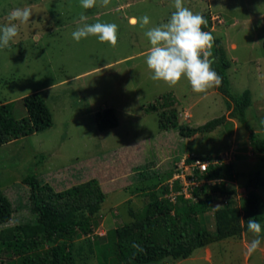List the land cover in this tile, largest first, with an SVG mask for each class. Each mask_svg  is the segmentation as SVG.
<instances>
[{"label": "rangeland", "instance_id": "1", "mask_svg": "<svg viewBox=\"0 0 264 264\" xmlns=\"http://www.w3.org/2000/svg\"><path fill=\"white\" fill-rule=\"evenodd\" d=\"M183 2L193 12H210L213 35L221 40L231 63L227 69L231 92L239 95L250 90L246 118L254 133L264 137V0ZM25 5L32 9L29 21L19 25L18 35L0 48V101L11 103L13 116L22 118L27 115L22 97L37 91L53 122L0 145V190L10 196L15 209L7 226L36 220L29 187L21 181L29 169L57 191L95 179L106 193L95 229L100 240L105 239L107 229L130 220V211H141L150 185L156 181L152 178L162 177L158 186L169 182L171 189L167 173L179 164L189 166L186 160L193 156L211 160L219 156L232 162L236 175L225 180L224 187L230 190L235 206H240L245 183L261 161V153L242 123L232 118L228 128L220 126L191 137L179 134L176 127H159L163 110L174 108L177 122L190 126L229 111L215 84L196 92L186 78L174 85L151 79L152 70L145 60L151 45L144 35L149 25L141 28L130 19L148 14L150 24L164 22L175 10L173 0H96L87 9L80 0H0V24L8 22L12 8ZM98 20L118 25L115 44L99 41L96 35L79 41L72 37L78 25ZM48 80L55 83L44 87ZM162 102L168 104L160 106ZM151 103L159 105L150 109ZM107 107L114 109L118 125L100 130L94 113ZM40 154L46 157L39 163ZM64 164L72 170L56 168ZM191 169L183 168L182 175ZM73 172L80 176L73 178ZM257 191L264 200V184ZM221 198L215 200V206L224 202ZM207 213V227L214 230L213 210ZM89 237L79 232L74 246L85 248ZM253 237L244 231L226 236L195 248L178 264H264V241L251 255L246 254V244ZM8 259L15 257L0 255L3 262ZM96 262L92 255L87 264Z\"/></svg>", "mask_w": 264, "mask_h": 264}, {"label": "trees", "instance_id": "2", "mask_svg": "<svg viewBox=\"0 0 264 264\" xmlns=\"http://www.w3.org/2000/svg\"><path fill=\"white\" fill-rule=\"evenodd\" d=\"M202 14L208 23L201 27L213 34L210 12ZM213 37L211 66L221 77V82L215 84V87L224 97L228 113L200 125L190 126L179 124L176 110L172 108L167 110L169 112L163 110L160 113L158 123L163 129L176 127L179 134L186 137L206 134L220 126L226 125L228 128L232 118H236L249 130L255 150L261 153V161L245 183L246 194L240 208L235 206L230 190L224 187V181L233 180L236 175L232 162L226 163L219 156L214 157L215 160L202 158L210 160L205 172L192 168L181 176L186 167L180 164L178 168L169 170L166 177L172 180L171 189L169 182L158 186L162 177L159 176L158 180V175L152 178L156 181L150 185L148 201L141 211H130V220L107 229L105 239L100 240L95 229L106 193L98 182L88 179L57 191L29 169L21 181L29 187L31 209L36 212V220L7 226L15 209L10 196L0 190V255L7 254L16 259H8L6 262L0 260V264H87L92 255L97 259L96 264H178L195 248L206 247L226 236L248 231L249 218L264 221V200L257 191L264 184V137L254 133L246 118V109L251 104L250 90L244 89L239 95L231 92L227 74L231 63L221 40ZM46 83L44 87L55 82L48 80ZM22 102L27 115L16 118L12 114L11 103L0 101V145L52 125L51 111L39 92L24 95ZM151 104L150 109H156L159 105ZM167 104L162 102L160 106ZM94 118L100 130L118 125V117L112 107L96 111ZM45 157L40 154L38 162ZM177 157L174 158L176 162L179 161ZM192 161L193 158L188 159L186 164ZM56 168L72 170L68 164ZM144 169L146 166L140 170ZM71 176L77 178L80 174L73 172ZM140 178L141 174L136 172V179ZM191 179L196 184L191 183ZM220 198L224 202L215 206V200ZM210 210L214 213V230L207 227L206 215ZM81 231L90 236L85 248L74 246L73 243Z\"/></svg>", "mask_w": 264, "mask_h": 264}, {"label": "clouds", "instance_id": "3", "mask_svg": "<svg viewBox=\"0 0 264 264\" xmlns=\"http://www.w3.org/2000/svg\"><path fill=\"white\" fill-rule=\"evenodd\" d=\"M104 2L107 3V0ZM173 2L175 10L171 11L164 22L150 24L148 14L130 19V23H138L141 28L149 25L145 28L144 35L151 45L145 56L146 64L152 70L151 79L174 85L181 78H186L192 90L196 92L203 91L213 84L218 85L221 77L211 66L210 58L214 37L210 31L201 27L207 25L206 17L201 12H193L186 7L183 0ZM80 3L87 9L93 7L96 0H80ZM31 15L32 9L27 5L12 8L8 12V22L0 24V48L7 46L18 35L19 25L28 22ZM81 19H84L83 15ZM117 29L118 25L114 22L98 20L78 25L71 35L77 41L89 35H96L99 41L115 44ZM197 161L206 162L207 166L210 162L193 156V161L186 166V170L198 168L194 164ZM247 230L245 232L254 234L246 244V254L251 255L264 241V224L257 219L249 218Z\"/></svg>", "mask_w": 264, "mask_h": 264}, {"label": "built area", "instance_id": "4", "mask_svg": "<svg viewBox=\"0 0 264 264\" xmlns=\"http://www.w3.org/2000/svg\"><path fill=\"white\" fill-rule=\"evenodd\" d=\"M194 164H196L197 165V167L199 168V170L201 171V172H203V171H205L206 170V168H207V163L206 162H195ZM186 169V168H185ZM191 174H192V172H191ZM181 176H183V175H181ZM194 176H191V178H193ZM190 182L191 183H193V184H196V181H194L193 179H191L190 180ZM187 195V194H186Z\"/></svg>", "mask_w": 264, "mask_h": 264}, {"label": "water", "instance_id": "5", "mask_svg": "<svg viewBox=\"0 0 264 264\" xmlns=\"http://www.w3.org/2000/svg\"><path fill=\"white\" fill-rule=\"evenodd\" d=\"M248 188H250V186Z\"/></svg>", "mask_w": 264, "mask_h": 264}]
</instances>
